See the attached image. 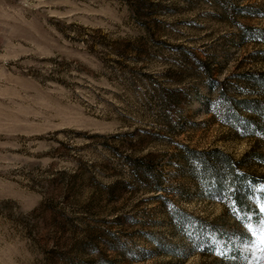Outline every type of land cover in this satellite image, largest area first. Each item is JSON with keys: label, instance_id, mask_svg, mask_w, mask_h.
Returning a JSON list of instances; mask_svg holds the SVG:
<instances>
[{"label": "rangeland", "instance_id": "374dc122", "mask_svg": "<svg viewBox=\"0 0 264 264\" xmlns=\"http://www.w3.org/2000/svg\"><path fill=\"white\" fill-rule=\"evenodd\" d=\"M0 264H264V0H0Z\"/></svg>", "mask_w": 264, "mask_h": 264}, {"label": "trees", "instance_id": "16d2710c", "mask_svg": "<svg viewBox=\"0 0 264 264\" xmlns=\"http://www.w3.org/2000/svg\"><path fill=\"white\" fill-rule=\"evenodd\" d=\"M262 81L259 83L261 84ZM252 101H244L242 102L245 106H248L249 103ZM255 110L258 111L259 115L263 113V111L260 109V107L257 105L254 106ZM194 155V154H193ZM202 155L209 156L206 159L198 158L199 156L202 157ZM197 159L200 162V169H199V175L210 178L211 175H213V179L215 180V185L218 190H228L231 188V192L233 194V198L235 200V203L237 207L240 210H248L250 205H247L244 194L246 193V186L245 182L248 178L247 175L242 173H237V170L235 168V164L227 153L219 150L214 149L209 152V154H204L203 152H198ZM239 253L235 252L234 258H238ZM232 260L231 262L235 261Z\"/></svg>", "mask_w": 264, "mask_h": 264}]
</instances>
